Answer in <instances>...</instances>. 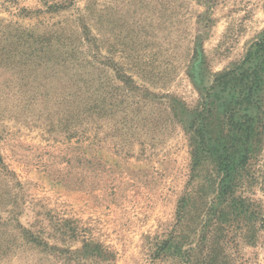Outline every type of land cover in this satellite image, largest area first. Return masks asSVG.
Here are the masks:
<instances>
[{"label":"rangeland","instance_id":"rangeland-1","mask_svg":"<svg viewBox=\"0 0 264 264\" xmlns=\"http://www.w3.org/2000/svg\"><path fill=\"white\" fill-rule=\"evenodd\" d=\"M263 35L264 0H0V264H264V153L248 220L193 155Z\"/></svg>","mask_w":264,"mask_h":264},{"label":"trees","instance_id":"trees-1","mask_svg":"<svg viewBox=\"0 0 264 264\" xmlns=\"http://www.w3.org/2000/svg\"><path fill=\"white\" fill-rule=\"evenodd\" d=\"M70 54L51 45L39 48L36 57L42 62L56 60L59 65L66 66L70 63ZM217 88L221 92L230 90L231 99L222 104V123L218 130L210 119V114L216 109L208 108L207 122L206 115H199L202 142L193 153L194 163L200 165L203 155L199 153L202 152L213 157L216 177L222 178L210 180L213 192L217 193L219 199L226 201L229 198L231 203L239 205L248 220L254 215L252 204L247 199L240 198L238 201L235 194L237 189L246 190L249 185L246 177L253 180V176L246 172L249 162L264 153V35L251 47L241 67L215 80L211 90ZM251 110H256V113L250 114ZM212 142L216 144L215 147L209 146ZM259 179L264 183V164L259 170ZM258 217L259 233H264V215L260 210Z\"/></svg>","mask_w":264,"mask_h":264}]
</instances>
